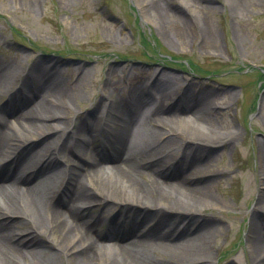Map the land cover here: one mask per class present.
<instances>
[{
    "label": "bare ground",
    "instance_id": "1",
    "mask_svg": "<svg viewBox=\"0 0 264 264\" xmlns=\"http://www.w3.org/2000/svg\"><path fill=\"white\" fill-rule=\"evenodd\" d=\"M172 1L135 0L159 22L170 17L183 22L184 15L171 14ZM177 1L183 12L206 7L203 0ZM231 1L245 11L246 4L259 0ZM201 24L205 28L204 20ZM56 72L41 62L29 68L0 63V102L12 91L15 75L25 74L20 89L5 100L9 115L18 114L14 122L6 105L0 106V264H212L223 220L213 194L223 174L211 171L212 155L236 133L219 131L209 110L214 93H192L174 83L169 89L164 80L149 81L141 71L129 78L128 95L108 82L106 101L85 115L76 110L69 119L73 91ZM175 90L182 95L167 103ZM32 139L37 142L27 145ZM259 166L264 185V150ZM92 203L100 214L89 208ZM113 205L144 220L115 218L102 229ZM254 208L261 218L254 214L247 244L252 264H264V200ZM152 212L160 216L142 233ZM176 219L182 222L179 232L171 226Z\"/></svg>",
    "mask_w": 264,
    "mask_h": 264
},
{
    "label": "rangeland",
    "instance_id": "2",
    "mask_svg": "<svg viewBox=\"0 0 264 264\" xmlns=\"http://www.w3.org/2000/svg\"><path fill=\"white\" fill-rule=\"evenodd\" d=\"M203 3L204 9L184 13L173 0L171 14L185 18L162 23L140 10L135 0H0V63L29 68L41 62L49 71L57 70L63 86L73 91L69 119L76 110L91 113L107 95L108 82L128 95L129 78L141 71L149 81L164 80L168 88L174 83L192 93L213 92L209 110L219 131L236 133L212 155L211 171L223 174L213 186L220 204L215 211L223 220L212 264H252L247 238L254 214L261 218L254 207L264 200L259 166L264 150V0L246 4L245 11L231 0ZM23 78L15 75L12 92ZM174 92L167 103L181 93ZM103 110L107 113L106 105ZM9 111L7 106L5 114L14 122L18 114ZM185 138L180 136L182 143ZM102 140L98 142L106 144ZM107 147L111 151L109 142Z\"/></svg>",
    "mask_w": 264,
    "mask_h": 264
}]
</instances>
